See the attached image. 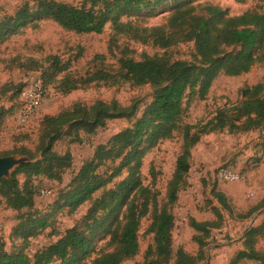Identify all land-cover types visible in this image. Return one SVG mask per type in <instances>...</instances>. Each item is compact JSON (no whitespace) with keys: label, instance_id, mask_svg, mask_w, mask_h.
I'll return each instance as SVG.
<instances>
[{"label":"trees","instance_id":"obj_1","mask_svg":"<svg viewBox=\"0 0 264 264\" xmlns=\"http://www.w3.org/2000/svg\"><path fill=\"white\" fill-rule=\"evenodd\" d=\"M173 1L168 7L169 17L162 26L141 27L133 18L143 17L157 6ZM243 2L244 0H236ZM195 0H82L79 5L58 0H34L33 4L18 6L12 15L0 17V44L19 35L25 29H36L42 21H52L62 30L77 35L101 34L110 25L112 36L110 50L118 49V67L114 70L102 66L84 77L69 75L71 61L60 56L48 58L45 76L54 82L58 92L68 94L97 83L108 86L128 83L132 86H150L151 100L144 105L137 117L139 100L128 106L117 102L96 101L86 106L73 104L56 116L45 117L41 123L35 161L17 166L8 178H0V198L8 209L17 213L18 224L12 236L20 245L12 252L0 245V264H85L94 251V237H108L112 251L100 254L91 264H122L135 257L139 250L138 233L144 219L150 218L146 230L153 238V245L145 253L144 264H168L172 259L171 232L174 218L166 205L159 207L154 190L156 173L150 170L152 184L145 185L141 176L142 161L146 153L160 143L180 133L182 144L174 171L167 185V204L177 202L184 188L190 169L191 150L202 136L226 131L229 134L259 132L257 145L264 157V80L240 89L239 101L232 106L216 110L204 124L183 125L190 105L207 98L213 82L221 75L238 77L247 74L264 63V14L248 11L239 16H229L218 6L194 4ZM122 37L133 39L145 46L162 50V54L143 55L140 60L130 56L128 48L119 47ZM193 44V60L173 59V49L181 44ZM96 60L104 56H96ZM37 69L36 62L26 60L20 64ZM32 65V66H31ZM43 76V75H42ZM57 76H62L57 79ZM44 77V76H43ZM43 80V78H42ZM57 83V84H56ZM20 84L14 92L17 99L15 119L23 107ZM44 96L46 86L43 80ZM9 110L0 108V124ZM134 122L124 130L99 144L92 156L86 159L73 175L68 188L58 193L52 210L39 215L35 208L37 190L33 178L60 182L62 175L72 167L69 152L53 151L57 141L68 139L81 142L80 133L93 135L115 119ZM33 120V119H32ZM21 127L28 126L31 122ZM17 154L35 159V153L24 148ZM125 173V176L123 177ZM22 177V182L20 180ZM220 209L213 207L215 220L196 222L190 226L197 235V254L188 255L178 249L174 264H199L204 261L203 248L213 229H219L223 220L221 210L233 216L231 206L220 192L212 190ZM89 204L83 217L54 243L37 250L31 257L25 253L28 241L42 232L54 212L75 213ZM260 208H264V199ZM255 208L251 212L256 211ZM249 215H239L244 219ZM264 235V223L252 226L243 236L245 250L239 251L228 264L255 261L264 264V253L255 249L258 239Z\"/></svg>","mask_w":264,"mask_h":264},{"label":"rangeland","instance_id":"obj_2","mask_svg":"<svg viewBox=\"0 0 264 264\" xmlns=\"http://www.w3.org/2000/svg\"><path fill=\"white\" fill-rule=\"evenodd\" d=\"M68 4L79 5L82 0H58ZM34 0H0V17L12 15L16 8L24 3L33 4ZM195 5L210 4L226 10L229 16H239L248 11L264 14V0H195ZM173 5L169 1L157 6L143 17L133 18V22L141 27H157L166 23L169 17L168 7ZM112 30L106 25L101 34L77 35L62 30L52 21H42L36 29H25L19 35L0 44V108L9 110L3 123L0 124V157H26L17 154L24 148L35 153L41 130V123L45 117L56 116L69 109L75 103L89 106L96 101H115L121 106H128L139 100L141 103L140 116L144 105L148 104L152 96L150 86L136 87L128 83L115 86L91 84L83 89L62 94L58 92L54 82L45 76L50 56H60L62 61L73 58L77 52L81 57L71 61L68 71L72 77L80 78L102 66L110 70L118 67V49L111 52L110 39ZM119 47L130 50L135 60L142 56L162 54V50L145 46L139 42L122 37L118 40ZM173 59L192 61L193 44H181L173 49ZM96 56L104 59L96 60ZM36 62L37 69H30V65L20 64L26 60ZM32 66V65H31ZM40 75L46 86V95L43 104L32 122L21 127L15 119L17 99L14 92L29 76ZM44 77H43V76ZM62 76H57L60 79ZM264 80V63L255 65L247 74L238 77L219 76L212 84L207 98L193 102L183 125L204 124L210 120L217 109L235 105L239 99V91L245 86H253ZM57 84V83H56ZM134 119H115L108 121L103 129L93 135L80 133L81 142L71 143L68 139L57 141L53 151L57 154L69 152L72 156V167L65 171L60 182L46 180L43 177L33 178L37 194L35 208L39 215L52 210L54 201L61 190H66L80 166L89 159L99 144L105 143L111 136L129 127ZM259 132L232 135L226 131L215 132L201 137L199 143L191 150L190 169L186 175L185 186L179 192L174 205L167 204V185L174 171L176 159L180 153L182 137L174 133L170 140L163 141L157 147L150 149L143 158L141 176L145 185L152 184L150 170L156 173L154 190L157 192L159 207L167 206L174 218L171 232L172 259L168 264H174L178 249L188 255L197 254L198 245L194 240L197 233L190 226L191 220L196 222H211L215 220L212 208L220 209L217 200L212 196V190L220 192L231 206L233 216L221 210L222 226L213 229L206 246L203 248L204 261L199 264H228L239 251L245 250L243 236L252 226L264 223V208H260L264 199V157L260 146L257 145ZM230 172L237 176L234 180H224L218 177L219 172ZM125 176V173L123 177ZM22 182V177H20ZM89 204H84L75 213L68 215L66 211L54 212L48 220L49 225L34 238L28 241L25 253L32 256L37 250L56 242L64 232L84 216ZM255 208L256 211L251 212ZM249 215L240 219L239 215ZM17 213L8 209L0 198V245L7 252H12L20 245L18 239L13 238L12 229L18 224ZM150 218L142 221L138 233L139 250L135 257L122 264H144L147 249L153 245V238L146 234ZM101 234L94 237V251L85 264L91 262L100 254L111 252L113 249L107 244L108 237L102 239ZM255 249L264 253V235L255 244ZM239 264H260L255 261H241Z\"/></svg>","mask_w":264,"mask_h":264},{"label":"built area","instance_id":"obj_3","mask_svg":"<svg viewBox=\"0 0 264 264\" xmlns=\"http://www.w3.org/2000/svg\"><path fill=\"white\" fill-rule=\"evenodd\" d=\"M43 96L42 77L35 74L29 76L21 94L23 107L16 118L20 126L26 125L38 114L43 104ZM218 177L224 180H234L237 178L236 175L226 171L219 172Z\"/></svg>","mask_w":264,"mask_h":264},{"label":"water","instance_id":"obj_4","mask_svg":"<svg viewBox=\"0 0 264 264\" xmlns=\"http://www.w3.org/2000/svg\"><path fill=\"white\" fill-rule=\"evenodd\" d=\"M30 160L26 157H0V178H8L10 173L19 165L29 163Z\"/></svg>","mask_w":264,"mask_h":264}]
</instances>
